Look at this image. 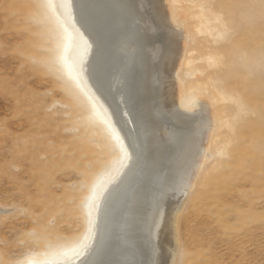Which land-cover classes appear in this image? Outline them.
Here are the masks:
<instances>
[{
    "label": "rangeland",
    "instance_id": "1",
    "mask_svg": "<svg viewBox=\"0 0 264 264\" xmlns=\"http://www.w3.org/2000/svg\"><path fill=\"white\" fill-rule=\"evenodd\" d=\"M166 6L186 30L180 103L206 100L217 116L177 212L173 264H264V0ZM71 44L55 0H0V264L81 254L96 193L120 170V140L74 75Z\"/></svg>",
    "mask_w": 264,
    "mask_h": 264
},
{
    "label": "bare ground",
    "instance_id": "2",
    "mask_svg": "<svg viewBox=\"0 0 264 264\" xmlns=\"http://www.w3.org/2000/svg\"><path fill=\"white\" fill-rule=\"evenodd\" d=\"M55 2L72 36L73 73L120 140L121 163L96 193L81 254L46 264H173L177 212L210 155L217 119L206 100L187 110L180 103L186 30L166 0ZM251 127L259 138L261 127Z\"/></svg>",
    "mask_w": 264,
    "mask_h": 264
}]
</instances>
